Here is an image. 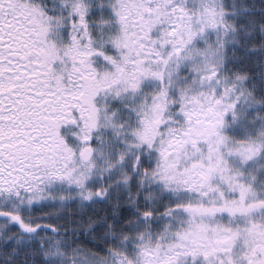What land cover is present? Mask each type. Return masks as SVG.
<instances>
[{
	"label": "snow or ice",
	"instance_id": "obj_1",
	"mask_svg": "<svg viewBox=\"0 0 264 264\" xmlns=\"http://www.w3.org/2000/svg\"><path fill=\"white\" fill-rule=\"evenodd\" d=\"M0 264H264V0H0Z\"/></svg>",
	"mask_w": 264,
	"mask_h": 264
}]
</instances>
